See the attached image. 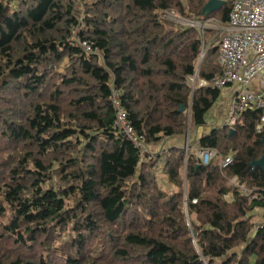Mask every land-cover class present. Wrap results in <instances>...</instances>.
Listing matches in <instances>:
<instances>
[{"label":"trees","instance_id":"16d2710c","mask_svg":"<svg viewBox=\"0 0 264 264\" xmlns=\"http://www.w3.org/2000/svg\"><path fill=\"white\" fill-rule=\"evenodd\" d=\"M207 1L0 0V264H264L258 110L200 139L225 168L177 148L139 162L113 125V90L147 144L206 123L218 44L193 89L209 30L169 14L226 24L232 0Z\"/></svg>","mask_w":264,"mask_h":264},{"label":"built area","instance_id":"2783aa9c","mask_svg":"<svg viewBox=\"0 0 264 264\" xmlns=\"http://www.w3.org/2000/svg\"><path fill=\"white\" fill-rule=\"evenodd\" d=\"M171 15L185 26H196L200 29L212 26L219 30L218 62L221 71L210 79L209 84L217 89H233L228 102L227 127L233 128L244 111L258 110L257 132H261L264 128V0H232L228 21L223 26L210 19L195 22L173 13ZM77 41L85 52H92L90 43ZM194 78L195 75L189 77ZM254 81L258 82L255 87ZM199 84L205 85L206 82L200 80ZM112 98L116 108L114 128L138 150L139 162H142L150 154L148 144L135 132L116 90H113ZM194 156L201 165L215 162L220 168H225L233 159L232 154L220 155L212 148H199ZM231 182L239 186L235 177ZM241 189L249 199L253 198L250 190L243 187ZM263 228L264 220L254 226L255 231Z\"/></svg>","mask_w":264,"mask_h":264},{"label":"crops","instance_id":"0c3cea01","mask_svg":"<svg viewBox=\"0 0 264 264\" xmlns=\"http://www.w3.org/2000/svg\"><path fill=\"white\" fill-rule=\"evenodd\" d=\"M226 2V0H224ZM218 15H212L209 19L215 21L219 26H223L221 22L217 19ZM208 20V19H207ZM197 22V21H195ZM209 30V32H205L202 40L201 47V56L199 62H201L203 56L206 53V50L209 47V43L213 41L215 44H218V34L219 30L212 26H207L204 28ZM203 51V54H202ZM197 72V71H196ZM195 72V75H196ZM201 80V79H200ZM258 82L254 81L253 86L255 87ZM219 96L214 104L209 108L206 113V123L202 126L193 127L191 130L189 128L182 135L172 136V137H163L156 141H152L148 143V150L153 155H161L166 153L170 149H183L185 153H190L195 155V152L200 148L199 141L200 139L210 133L213 129H221L223 127H227V110H228V102L233 93V89L230 87H226L224 89H219ZM229 128V127H228ZM221 155V154H220ZM233 155V154H232ZM216 161V160H215ZM163 162L160 160L157 166L158 178L164 180L165 182L168 180L167 176L162 172ZM254 222H260L264 220V207H257L252 211ZM255 233L253 232V235Z\"/></svg>","mask_w":264,"mask_h":264},{"label":"water","instance_id":"95a60500","mask_svg":"<svg viewBox=\"0 0 264 264\" xmlns=\"http://www.w3.org/2000/svg\"><path fill=\"white\" fill-rule=\"evenodd\" d=\"M225 3L224 0H208L204 7L202 8V14L204 16L209 15L211 12L218 10L223 4ZM181 111H183V107H181ZM234 132V128L229 129V136ZM262 143L264 144V137L262 138ZM199 165V164H198ZM197 165V166H198ZM250 165L254 167H264V154L257 160H253ZM186 184V183H185ZM194 236V233L192 232Z\"/></svg>","mask_w":264,"mask_h":264},{"label":"rangeland","instance_id":"374dc122","mask_svg":"<svg viewBox=\"0 0 264 264\" xmlns=\"http://www.w3.org/2000/svg\"><path fill=\"white\" fill-rule=\"evenodd\" d=\"M180 17V16H179ZM169 18L173 19L174 20V17L173 15L169 14ZM216 43V42H215ZM199 66H200V62L198 63V66H197V69H196V75H195V78L194 79H189V84L190 86L194 89L195 87H199L200 84H199V81L200 79L198 78V71H199ZM194 77V76H193Z\"/></svg>","mask_w":264,"mask_h":264}]
</instances>
